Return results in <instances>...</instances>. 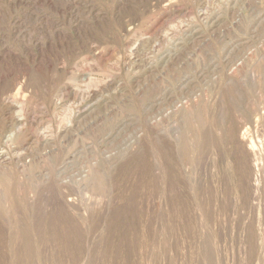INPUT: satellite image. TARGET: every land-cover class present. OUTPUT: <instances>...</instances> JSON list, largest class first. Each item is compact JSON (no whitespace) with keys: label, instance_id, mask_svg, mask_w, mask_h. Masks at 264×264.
Here are the masks:
<instances>
[{"label":"rangeland","instance_id":"374dc122","mask_svg":"<svg viewBox=\"0 0 264 264\" xmlns=\"http://www.w3.org/2000/svg\"><path fill=\"white\" fill-rule=\"evenodd\" d=\"M0 100V264H264V0H0Z\"/></svg>","mask_w":264,"mask_h":264},{"label":"bare ground","instance_id":"6f19581e","mask_svg":"<svg viewBox=\"0 0 264 264\" xmlns=\"http://www.w3.org/2000/svg\"><path fill=\"white\" fill-rule=\"evenodd\" d=\"M174 11V10H173ZM18 31V30H17ZM135 47V46H134ZM15 78V77H14ZM18 79V78H17ZM15 81V80H14ZM101 83V82H100ZM21 84V89L22 88H24V83L22 84V83H20ZM17 86V85H16ZM20 87V86H19ZM71 87V86H70ZM157 99V98H156ZM14 100V99H13ZM1 101V100H0ZM14 102V101H13ZM12 102V103H13ZM196 102V101H195ZM204 102V101H203ZM17 103V102H16ZM201 104H203V103H201ZM1 105V104H0ZM202 106V108H201V111H203V112H206L208 109H206V103H204L203 105H201ZM189 108H191V109H189ZM19 110V112L21 113L22 111H23V109L22 108H18ZM194 109V108H193ZM192 109V107H188V109L185 111V112H190L191 110H193ZM26 110V109H25ZM184 110V109H183ZM220 112V111H219ZM203 117V116H202ZM65 117H63L61 120H63ZM223 119V118H222ZM23 120V116L22 115H20L19 116V120H17V121H22ZM188 121V120H187ZM215 121V120H214ZM29 122H31V120L29 121ZM62 122V121H61ZM60 122V123H61ZM66 122V121H65ZM67 122H68V120H67ZM66 122V123H67ZM22 123V122H21ZM65 123V124H66ZM223 123V122H222ZM33 124V123H32ZM157 124V123H156ZM24 125V124H23ZM216 125H218V124H216ZM66 126V125H65ZM223 126V125H222ZM43 127H44V125H43ZM75 127V126H74ZM206 127V124L204 123V128ZM18 128V127H17ZM41 129H43V128H41ZM67 129V128H66ZM48 131L49 130H47V128L45 127L44 128V131L43 132H41V134H36V136L34 137L36 140L37 139H40V140H42L43 142H46L48 139V136H47V133H48ZM207 131V130H206ZM205 131V132H206ZM242 131V130H241ZM243 131H245V130H243ZM160 132L159 131H156V137H157V139H156V146H155V155H154V180H155V182L157 183V186L159 185V183H161V184H163V183H165L164 181H166V184H164V185H166L168 188H167V192H168V196H170L171 195V190H170V186H169V180L170 179H168V175L166 176V177H164L165 179L163 180V176H162V171H164L165 173H169V169H170V166H171V161H170V157H169V154L167 153V151L164 149V147H163V145H162V141H161V135L159 134ZM219 133V132H218ZM233 133H235V130H233V132H231V134H233ZM30 134V133H29ZM29 134H26V131H24V130H22V129H18V130H16L14 133H12V135H9V136H7V138L5 139V144L6 145H8L7 143H10V142H12L14 139H20V138H22L23 140H24V138H26ZM254 134H255V132H254ZM247 135H246V133H242V135H241V138H240V140H241V144H242V146L243 145H245L246 143H248L249 144V150H251L252 151V153H249L248 155H246V158H247V160H249V161H252V163H254V167H255V169H256V171H257V174L255 175V181H256V185H255V187L256 188H258L257 186H258V183H260V181H261V178H260V175H259V171H260V168H261V166L260 165H258V164H256L255 162H256V154L253 152L254 151V149H257V148H254V146H253V141L252 142H248V139H247ZM250 138H251V136H250ZM258 138V137H257ZM260 138V137H259ZM225 140V139H224ZM252 140V139H251ZM250 140V141H251ZM256 140H259V139H256ZM238 144V143H237ZM241 146V145H240ZM264 146V145H263ZM261 147V146H260ZM234 149H235V147H234ZM25 151V150H24ZM215 152V151H214ZM218 152V151H217ZM16 153V152H15ZM16 155H17V153H16ZM8 157H9V155H8V153L6 152V150H4V149H0V166H2V165H6V161H7V159H8ZM137 158V157H136ZM260 158V157H259ZM189 160V159H188ZM258 162V161H257ZM259 163H261V162H259ZM203 165V164H202ZM262 165V164H261ZM106 167V166H105ZM118 168V167H117ZM253 168V167H252ZM171 170V169H170ZM136 171V170H135ZM241 171V170H240ZM253 171V170H252ZM183 174V173H182ZM261 184V183H260ZM174 185V184H173ZM242 185V184H241ZM176 189V188H175ZM166 190V189H165ZM166 192V191H165ZM166 192V193H167ZM24 196V195H23ZM167 197V196H166ZM171 197V196H170ZM168 198V197H167ZM166 198V199H167ZM166 202H168V203H166L167 205H165V207H168L169 208V212H170V214H171V218L172 219H178L177 217H176V215L178 214V210H175V206H174V204L173 203H171V200H169L168 199V201L166 200ZM126 204V203H125ZM64 205V204H63ZM62 206V205H61ZM45 208V207H44ZM123 208V207H122ZM191 208V207H190ZM41 209V208H40ZM151 209H152V207H151ZM167 209V208H166ZM45 211V210H44ZM57 212V211H56ZM155 212H156V221H158V217L159 218H161V207H160V205L159 204H157L156 205V207H155ZM109 213V212H108ZM137 215V214H136ZM179 215V214H178ZM68 217V216H67ZM25 219V218H24ZM88 219V218H87ZM14 221V220H13ZM98 221V220H97ZM175 226V225H174ZM183 227V226H182ZM3 231H5V229L3 230ZM6 232V231H5ZM4 232V233H5ZM162 232V231H161ZM185 232H186V230H185ZM187 233V232H186ZM1 234V233H0ZM185 237V236H184ZM3 238V237H2ZM5 239V238H4ZM220 240V239H219ZM63 241V240H62ZM66 243V242H65ZM120 243V242H119ZM67 244V243H66ZM63 247H64V251L66 252V253H71L70 252V247H68V246H65V245H63ZM3 249H5V248H3ZM71 255V254H70ZM65 256V255H64ZM117 256V255H116ZM60 258H63V257H60ZM64 259V258H63ZM71 258H67L66 257V263L65 262H63V264L65 263V264H70V260ZM60 261H63V260H59V263H60ZM20 262V261H19ZM223 262V261H222ZM16 263V262H15ZM21 263V262H20ZM20 263H18V264H20ZM62 263V262H61Z\"/></svg>","mask_w":264,"mask_h":264}]
</instances>
